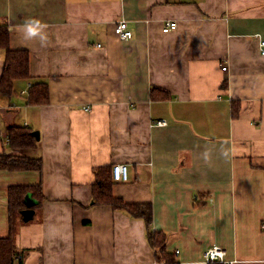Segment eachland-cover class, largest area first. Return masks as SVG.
Here are the masks:
<instances>
[{
    "label": "crops",
    "instance_id": "0c3cea01",
    "mask_svg": "<svg viewBox=\"0 0 264 264\" xmlns=\"http://www.w3.org/2000/svg\"><path fill=\"white\" fill-rule=\"evenodd\" d=\"M120 20L130 39L115 35ZM166 21L176 29L162 32ZM0 25L30 75L0 97V153L41 162L0 170V238L10 186L44 196L13 264H162L143 219L93 205V169L119 163L128 180L113 196L150 206L179 264H203L212 245L232 264H264V0H0ZM40 81L48 103L28 104ZM12 124L37 131V145L10 149Z\"/></svg>",
    "mask_w": 264,
    "mask_h": 264
},
{
    "label": "trees",
    "instance_id": "16d2710c",
    "mask_svg": "<svg viewBox=\"0 0 264 264\" xmlns=\"http://www.w3.org/2000/svg\"><path fill=\"white\" fill-rule=\"evenodd\" d=\"M11 32L6 25H0V50L4 52L3 68L0 75V97L11 98L14 83L17 80H28L29 53L27 50L11 49L9 46ZM154 89V88H153ZM27 103L40 106L48 103L46 83H34L28 89ZM8 144L13 150L33 149L37 143L32 132L18 125L7 126ZM39 158L0 153V170L6 171H40ZM95 181L92 187L93 205H109L117 211H125L133 218H141L146 229L147 243L155 250V259L162 264H179L172 252L167 251L166 235L160 231L151 230L152 214L148 204H127L112 194L113 184L111 167H95L93 169ZM34 198L31 209L38 207L44 198L40 186L14 185L8 188V235L0 238V264H13L16 257L27 253L15 245V237L23 221L21 211L25 205V197ZM219 264V263H209Z\"/></svg>",
    "mask_w": 264,
    "mask_h": 264
},
{
    "label": "built area",
    "instance_id": "2783aa9c",
    "mask_svg": "<svg viewBox=\"0 0 264 264\" xmlns=\"http://www.w3.org/2000/svg\"><path fill=\"white\" fill-rule=\"evenodd\" d=\"M177 23L176 21H166L162 26V32L167 33L176 29ZM114 33L121 40H127L132 37L131 31L128 29L127 22L125 20H120L114 26ZM257 39V48L258 52L261 56H264V38L260 35H255ZM100 46V45H98ZM222 71H225L227 67L225 65L221 66ZM157 126L166 125V121L164 119L157 120L154 123ZM112 181L126 182L128 180V172L126 164H114L111 167ZM264 227V225H263ZM20 256L16 257V260L19 261ZM209 263H219V264H232L233 261L226 259V251L223 247L219 245H212L208 247L203 252V264Z\"/></svg>",
    "mask_w": 264,
    "mask_h": 264
},
{
    "label": "water",
    "instance_id": "95a60500",
    "mask_svg": "<svg viewBox=\"0 0 264 264\" xmlns=\"http://www.w3.org/2000/svg\"><path fill=\"white\" fill-rule=\"evenodd\" d=\"M32 135L38 140L39 138V133L37 131H33ZM33 202H26L25 205L27 206L25 209L21 211L22 219L23 221L27 222L33 218L34 210L30 208Z\"/></svg>",
    "mask_w": 264,
    "mask_h": 264
},
{
    "label": "clouds",
    "instance_id": "9594fccd",
    "mask_svg": "<svg viewBox=\"0 0 264 264\" xmlns=\"http://www.w3.org/2000/svg\"><path fill=\"white\" fill-rule=\"evenodd\" d=\"M27 33L30 35V36H34L37 34V29L32 27L31 25H28L27 26Z\"/></svg>",
    "mask_w": 264,
    "mask_h": 264
},
{
    "label": "rangeland",
    "instance_id": "374dc122",
    "mask_svg": "<svg viewBox=\"0 0 264 264\" xmlns=\"http://www.w3.org/2000/svg\"><path fill=\"white\" fill-rule=\"evenodd\" d=\"M26 94V93H25ZM26 198V197H25ZM22 216V215H21ZM29 221H31V220H29ZM29 221H27V222H29Z\"/></svg>",
    "mask_w": 264,
    "mask_h": 264
},
{
    "label": "bare ground",
    "instance_id": "6f19581e",
    "mask_svg": "<svg viewBox=\"0 0 264 264\" xmlns=\"http://www.w3.org/2000/svg\"><path fill=\"white\" fill-rule=\"evenodd\" d=\"M128 25V24H127ZM129 29V28H128ZM130 30V29H129Z\"/></svg>",
    "mask_w": 264,
    "mask_h": 264
}]
</instances>
